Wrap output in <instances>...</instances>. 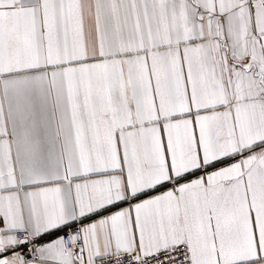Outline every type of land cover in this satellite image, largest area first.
<instances>
[{
  "label": "snow or ice",
  "instance_id": "obj_1",
  "mask_svg": "<svg viewBox=\"0 0 264 264\" xmlns=\"http://www.w3.org/2000/svg\"><path fill=\"white\" fill-rule=\"evenodd\" d=\"M0 264H264V0H0Z\"/></svg>",
  "mask_w": 264,
  "mask_h": 264
}]
</instances>
